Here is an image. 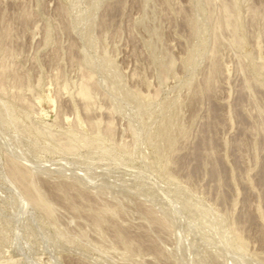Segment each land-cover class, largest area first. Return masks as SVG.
<instances>
[{"label": "rangeland", "instance_id": "374dc122", "mask_svg": "<svg viewBox=\"0 0 264 264\" xmlns=\"http://www.w3.org/2000/svg\"><path fill=\"white\" fill-rule=\"evenodd\" d=\"M263 179L264 0H0V264H264Z\"/></svg>", "mask_w": 264, "mask_h": 264}, {"label": "bare ground", "instance_id": "6f19581e", "mask_svg": "<svg viewBox=\"0 0 264 264\" xmlns=\"http://www.w3.org/2000/svg\"><path fill=\"white\" fill-rule=\"evenodd\" d=\"M82 92H83V91H82ZM82 94H83V93H82ZM82 94H81V95H82ZM84 94H85V93H84ZM85 95H86V94H85ZM263 180H264V179H263Z\"/></svg>", "mask_w": 264, "mask_h": 264}]
</instances>
